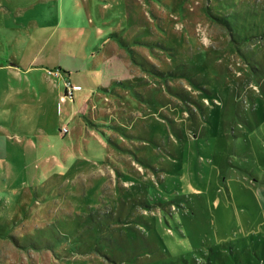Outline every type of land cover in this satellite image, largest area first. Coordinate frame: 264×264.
<instances>
[{"label":"rangeland","instance_id":"374dc122","mask_svg":"<svg viewBox=\"0 0 264 264\" xmlns=\"http://www.w3.org/2000/svg\"><path fill=\"white\" fill-rule=\"evenodd\" d=\"M0 152V264H264V0H0ZM113 166L120 221L158 233H114L116 262L55 237Z\"/></svg>","mask_w":264,"mask_h":264},{"label":"trees","instance_id":"16d2710c","mask_svg":"<svg viewBox=\"0 0 264 264\" xmlns=\"http://www.w3.org/2000/svg\"><path fill=\"white\" fill-rule=\"evenodd\" d=\"M59 70H62V68H58ZM67 162V161H66ZM105 163V162H104ZM114 167V166H113ZM118 169V179L117 184H116V189L113 191L116 194H110L112 195L111 198L106 200L104 198L103 201H98L96 204H88L87 208L88 209H81V210H75V213L71 214L70 218L71 219H65L66 224H70L71 228H76V231L73 229V231H67L63 230V228H59L57 234H55V237L57 239H61L62 237L68 238L70 234H72L71 237L74 239L71 241V246L67 247L70 251L76 250L77 249H82L86 250L84 253L80 254H87L90 255L92 253H98L101 255H106L107 258L113 259V262H116L117 257L116 255H113V252L115 250L120 251V246L125 248L126 246L124 243L120 241L119 237H115L114 233L119 234L120 236V230L122 231V234H126L127 236V241H133L135 244V240L137 242H140V244L143 245V243H147L150 241L152 238L154 240L155 244H158L156 237H158V233L154 230V225H149L146 222V219L144 218V215L138 214L137 217V223H133V225L130 223V221H120V214H118L115 210L120 204L126 203V200L129 199H134L135 195L133 196L131 192H129L130 195H128L126 200L121 197L124 194V190L120 187V179L122 180V174L120 173V168L119 167H114ZM124 180V179H123ZM103 182V180H102ZM123 198V200H121ZM139 202H141L142 205H150L148 201H145L144 199H140ZM104 203L108 204H113V209L111 210H105L103 207ZM109 205V204H108ZM151 206V205H150ZM130 218L128 217V220ZM125 220V219H123ZM134 226L138 227L139 233L137 232L138 230L133 231L132 228ZM171 228H173L171 226ZM130 230V231H129ZM140 234V240L138 241V237ZM0 235L4 236L3 234L0 233ZM59 235V236H58ZM136 236H138L136 238ZM5 237V236H4ZM14 237V236H13ZM55 242H51L49 240L48 243H46V248L50 249L52 248V245L55 244ZM153 242V241H152ZM58 243V242H57ZM122 244V245H121ZM59 249H62L63 247L62 244L59 245ZM39 248V247H37ZM87 248H90L89 250ZM142 251H146V249H142ZM130 257H134L131 259H128L127 262L128 264H136L134 260H136L137 256L133 255ZM119 259V258H118ZM130 262V263H129ZM90 264H96L95 260H92ZM101 264H108L102 262ZM115 264V263H112ZM159 264V263H158Z\"/></svg>","mask_w":264,"mask_h":264},{"label":"crops","instance_id":"0c3cea01","mask_svg":"<svg viewBox=\"0 0 264 264\" xmlns=\"http://www.w3.org/2000/svg\"><path fill=\"white\" fill-rule=\"evenodd\" d=\"M60 67L62 68L61 65H58L57 67H54V68H51V69H58ZM62 70H64V68H62ZM62 70H60V71H62ZM13 72H16L15 74H13V77L14 78L15 77H20V80H22V81L24 79L25 80L27 79V73L34 74L37 77V79L40 78V82H42L43 84H47V86H44V88H42V92L43 93H44V91L45 92L49 91L47 94L53 93L54 91L55 92L59 91V97H60V100H61V94H62V91L65 90V84H63L62 81L60 82V80H56L51 75H49V73L47 72L46 68L43 65H41L39 68L33 70L32 67H30V66L24 67L23 65L19 64V65L16 66L15 69H13ZM65 79L72 80V82L74 84L82 85L81 84L82 79L80 78V75H77V74L72 75L71 71L67 72V75L64 78V82H65ZM21 89H22L21 87H18L16 91L19 93L21 91ZM64 101H66V100H64ZM4 133L7 134V131H5ZM12 137H13V135L7 134V138L9 140V142H10V139H13ZM15 137L17 139L18 136H15ZM29 141H31V140H29ZM17 142H19V141H17ZM27 144H31V143H26V145H23V146L20 143V146L18 148H20L19 150H20L21 153L23 152V148L26 147ZM3 146H4V144H3ZM4 147L7 149V151H9L8 152L9 154H13L14 153V150H12V146L10 147V144L7 143ZM15 150H18V149H15ZM0 155H2L1 152H0Z\"/></svg>","mask_w":264,"mask_h":264},{"label":"built area","instance_id":"2783aa9c","mask_svg":"<svg viewBox=\"0 0 264 264\" xmlns=\"http://www.w3.org/2000/svg\"><path fill=\"white\" fill-rule=\"evenodd\" d=\"M50 73L54 74L56 76H59L60 75V70L59 69H50ZM64 84H65V90H64V93L61 95V99L62 100H67L68 97H73V95L75 93V90H77V88L79 86H77V88H76V85L70 79H65ZM62 131L65 132V133H68L69 132V127L67 125H64L62 127Z\"/></svg>","mask_w":264,"mask_h":264}]
</instances>
